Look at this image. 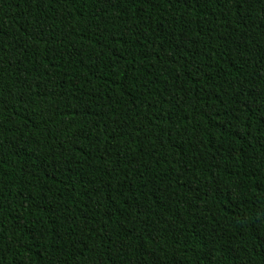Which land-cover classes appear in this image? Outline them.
Listing matches in <instances>:
<instances>
[{
	"label": "trees",
	"instance_id": "16d2710c",
	"mask_svg": "<svg viewBox=\"0 0 264 264\" xmlns=\"http://www.w3.org/2000/svg\"><path fill=\"white\" fill-rule=\"evenodd\" d=\"M0 264H264V0H0Z\"/></svg>",
	"mask_w": 264,
	"mask_h": 264
}]
</instances>
